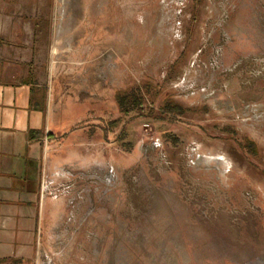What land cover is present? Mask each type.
<instances>
[{"label":"rangeland","instance_id":"obj_1","mask_svg":"<svg viewBox=\"0 0 264 264\" xmlns=\"http://www.w3.org/2000/svg\"><path fill=\"white\" fill-rule=\"evenodd\" d=\"M3 70L85 118L34 255L0 264H264V0H0Z\"/></svg>","mask_w":264,"mask_h":264},{"label":"crops","instance_id":"obj_2","mask_svg":"<svg viewBox=\"0 0 264 264\" xmlns=\"http://www.w3.org/2000/svg\"><path fill=\"white\" fill-rule=\"evenodd\" d=\"M0 72V260L36 251L51 188L82 147L83 106L54 102L52 90ZM76 163V162H75Z\"/></svg>","mask_w":264,"mask_h":264},{"label":"trees","instance_id":"obj_3","mask_svg":"<svg viewBox=\"0 0 264 264\" xmlns=\"http://www.w3.org/2000/svg\"><path fill=\"white\" fill-rule=\"evenodd\" d=\"M143 88H145V93L149 92L145 86H143ZM137 93H138V95H140L139 94L140 92L137 91ZM137 93L134 94L132 91H130L129 93H127L128 95L125 96V98H124V96L118 97V101H119V105H120L121 110L125 114H128L132 110H140V112L143 111V112L147 113L146 114L147 116H152V114H155L154 109H152L151 107L144 104V101H145L144 95H143V105H142V103H141L142 99L140 96H137ZM159 111L164 113V114L175 113L178 115H182L184 113L183 109L179 105H176L172 101H168V100H165L162 103ZM244 148L250 155L256 156V152H257L256 148L253 145V143L250 142L249 140H245Z\"/></svg>","mask_w":264,"mask_h":264}]
</instances>
